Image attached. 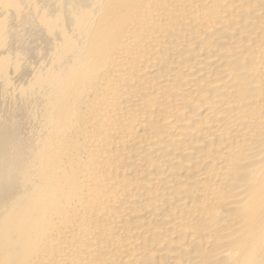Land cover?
<instances>
[{
    "label": "bare ground",
    "instance_id": "6f19581e",
    "mask_svg": "<svg viewBox=\"0 0 264 264\" xmlns=\"http://www.w3.org/2000/svg\"><path fill=\"white\" fill-rule=\"evenodd\" d=\"M0 264H264V0H0Z\"/></svg>",
    "mask_w": 264,
    "mask_h": 264
}]
</instances>
